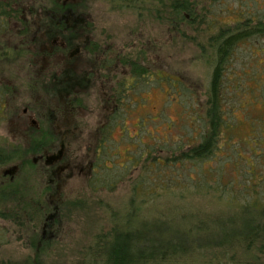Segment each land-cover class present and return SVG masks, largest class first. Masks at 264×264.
I'll list each match as a JSON object with an SVG mask.
<instances>
[{
	"label": "rangeland",
	"instance_id": "1",
	"mask_svg": "<svg viewBox=\"0 0 264 264\" xmlns=\"http://www.w3.org/2000/svg\"><path fill=\"white\" fill-rule=\"evenodd\" d=\"M0 1V8L11 2ZM20 1L26 7L27 3L29 7L37 3L14 0ZM41 1L52 8L61 7L66 0ZM191 1L196 4L193 16L181 15V21L174 24L168 14H157L154 3L135 8L112 0H81L75 5L90 10L96 30H102L106 40L120 48L124 60L137 61L141 72L154 71V83L144 94L145 102L132 106L125 127L113 134L118 140V155L111 158L115 172H107L103 166L105 172L100 175H84L94 152L91 125L83 130V140L75 144L81 152L79 160L84 161L78 166L85 169L82 174L77 170L69 178L50 184L54 177L43 173L42 167L39 173L30 160L12 182L9 174H2L4 167L0 165V264H81L99 236L110 238L117 222L119 239L129 219L139 223L129 217H155V208L167 207L173 199L176 205L171 206L180 209L175 211L176 224L163 222L154 232L167 234L175 226L184 233L189 224L178 218L185 208L193 209L189 210L192 215L198 211L209 215L252 206V193L240 188L260 179L261 193L257 189L256 197L264 200V38L247 41L233 52L221 93L225 127L213 156L204 162H184L176 170L157 164L167 163L180 156L179 150L202 142L213 70L211 45L219 28L237 21L234 11L248 12L257 19L264 15V0H253L255 4L249 0ZM212 53L214 56V50ZM17 63L14 59L0 63V78H5L0 83L17 82L21 87L24 73L14 70ZM9 68L15 75L2 73ZM125 70L122 67V72ZM179 81L185 86L184 96L178 89ZM3 126L0 144L11 136L9 128ZM171 176H176L177 182L169 186ZM196 185L205 187L203 196L197 193ZM132 202L142 206L139 214ZM219 224L213 219V239L218 236L214 231L220 229ZM228 230L234 232L233 227ZM139 233L145 235L147 228L141 227L133 235ZM111 245L105 253L112 251ZM260 256L264 264V256Z\"/></svg>",
	"mask_w": 264,
	"mask_h": 264
},
{
	"label": "flooded vegetation",
	"instance_id": "2",
	"mask_svg": "<svg viewBox=\"0 0 264 264\" xmlns=\"http://www.w3.org/2000/svg\"><path fill=\"white\" fill-rule=\"evenodd\" d=\"M80 2L49 8L41 0L33 7L13 1L0 8V63L17 60L14 70L24 73L21 87L0 83V126L11 133L0 144V165L12 182L30 160L39 173L42 167L54 177L50 184L77 170L82 174L85 169L78 166L84 161L75 144L89 125L94 152L84 175L115 172L111 158L118 155V140L113 134L125 127L132 106L145 102L154 83V71L139 73L137 61L124 60L120 48L96 30L90 10L75 6ZM2 73L15 75L10 68Z\"/></svg>",
	"mask_w": 264,
	"mask_h": 264
},
{
	"label": "trees",
	"instance_id": "3",
	"mask_svg": "<svg viewBox=\"0 0 264 264\" xmlns=\"http://www.w3.org/2000/svg\"><path fill=\"white\" fill-rule=\"evenodd\" d=\"M13 1L11 0V2ZM112 1L135 8L140 7V5L154 3V10L157 14L162 16L163 14H168L166 16L172 24L176 21H181V15L193 16L196 11V4L191 0ZM249 1L255 4V0ZM0 7H3L1 1ZM232 15L237 21L233 22L230 27L219 28L220 31L214 38L215 42L211 45V63L213 70L208 92L206 124L201 135L202 142L190 146L185 151L179 150L180 156L173 159L171 157L167 160L168 164H161L158 161L157 164L159 165H166L165 167L176 170L184 162H204L213 156L217 144L221 139L222 127H225L221 93L225 73L228 71V65L232 59L233 52L239 45L247 41L264 38V15L260 19L252 17L248 12L234 11ZM211 41L213 42V40ZM213 50L214 56L212 53ZM143 72H146V70ZM237 78L236 73L235 80L240 89ZM182 85L183 83L180 82L178 89L184 96L182 89L185 86ZM3 161L0 155V163ZM175 177L171 176L169 178V186L177 182ZM257 178L258 176L255 179ZM189 179L194 180L193 178ZM262 181L263 179H260V182ZM260 182H251L247 186H241L242 188L240 189L244 193H248L249 195V192L252 193L251 196L253 199L251 201L252 206L246 207L239 212H235L237 211V207L234 212H231L228 207L229 210L223 213L214 212L209 215H202L203 211H198L192 215L190 211L193 209L184 207L185 209L183 208L184 210L180 211V218H178V220H183L189 224L184 233L176 229L175 226H171L167 234L166 232H154V228L163 222L170 221L172 222L171 224H176L174 223L177 221L174 220L175 211H179L180 209L171 206L176 205L173 204L176 199H173V202L167 207L160 208L161 206H158L155 208L157 213L151 214H154L155 217L147 215L142 218L140 216V220H138L137 215L129 217L136 218L139 223L134 222V224L129 219L123 227V236L119 239V225L117 222L110 233V238L106 239V237L99 236L93 247L83 255L81 264H192L196 262L200 264H263L260 261V254L264 256V200L258 196L256 197ZM161 186H164V184L162 183ZM195 187H198L197 193L203 196L204 194L202 192L205 191V187L202 185H196ZM1 193L2 191L0 189ZM260 193L261 191L259 190ZM224 200L227 201L228 199L225 198ZM132 206L135 207L138 214L141 212L142 206L140 204L135 205L132 202ZM213 219L217 223H220V229L214 231L218 235L216 239H213ZM141 227H146L147 233L145 235L142 233L137 234V236L133 235ZM228 227H233L234 232H230ZM193 233H196V235H193ZM117 239L118 241L116 243ZM179 241H182L184 245L182 246ZM110 244H112V247L110 246L112 251L105 253L106 251L104 249ZM132 251L137 254L131 256Z\"/></svg>",
	"mask_w": 264,
	"mask_h": 264
}]
</instances>
